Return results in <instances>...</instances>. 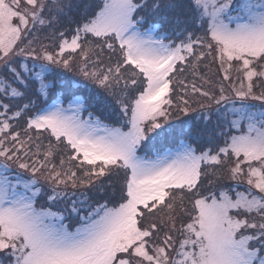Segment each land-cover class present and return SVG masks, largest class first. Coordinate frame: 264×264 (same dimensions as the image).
Masks as SVG:
<instances>
[{
	"label": "snow or ice",
	"instance_id": "obj_1",
	"mask_svg": "<svg viewBox=\"0 0 264 264\" xmlns=\"http://www.w3.org/2000/svg\"><path fill=\"white\" fill-rule=\"evenodd\" d=\"M176 7L0 0V264H264V0Z\"/></svg>",
	"mask_w": 264,
	"mask_h": 264
},
{
	"label": "rangeland",
	"instance_id": "obj_2",
	"mask_svg": "<svg viewBox=\"0 0 264 264\" xmlns=\"http://www.w3.org/2000/svg\"><path fill=\"white\" fill-rule=\"evenodd\" d=\"M164 3H173L178 5L173 12H170V15H182L183 11L185 8L183 6L188 5L189 0H162ZM199 34V33H197ZM46 35L45 33H41V36L43 37ZM71 33H69V36ZM44 43H50L49 40H43ZM17 61L22 60L23 58H14ZM29 66H31V61H27ZM206 71V69H204ZM55 72L58 74L56 77L50 76L49 79H58L59 75H63L66 79L70 80H75L78 81L79 83L85 85L86 87L81 90V95L85 97H90L94 96L96 92H99L101 97H105L106 94L103 92V90L97 89L94 85L90 84L88 81H84L82 77H80L78 74L75 72H66L63 69H56ZM0 75L2 76H8L9 74L4 70L3 68H0ZM214 78V77H213ZM38 87V84L29 82V94L32 95L33 99L36 98L35 96V90ZM55 90H61L59 88ZM108 101L112 104L113 107H116L115 102L112 97H106ZM5 102H9L7 99H5ZM87 103H92V101L89 99L86 101ZM196 107V105H193ZM93 111L94 115H99L104 118L112 119V123H114V118H109L108 117V109H105L102 107V105L97 104L96 107L90 109ZM85 116H87V112L84 113ZM202 116V113L197 110L196 112H192L189 114V116H178L176 119L169 121V124L173 126V132L171 136L169 137V140L166 142V144L173 143L177 140H186L194 144L197 148L200 147H208V140L210 137H212L217 144L222 143V139L218 137V132L219 129L217 128V117L215 113L213 112L210 121H205L203 119H200L199 117ZM23 118H21L19 121H14L13 123L17 125V127H23ZM181 121H190L189 125H182ZM197 137L199 139L197 140ZM44 143H47V139L43 141ZM160 145H157V147ZM59 157H57V162H58ZM116 179V178H113ZM243 190V189H241ZM90 196L93 197V199H100L101 194L100 193H90ZM71 199H75V197H72ZM43 202V201H41ZM71 206V201L69 200L67 204L61 203L53 208V210H57L59 208L60 210H65L66 208H70ZM73 220L72 215L67 216V222L70 223Z\"/></svg>",
	"mask_w": 264,
	"mask_h": 264
}]
</instances>
